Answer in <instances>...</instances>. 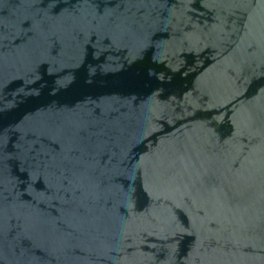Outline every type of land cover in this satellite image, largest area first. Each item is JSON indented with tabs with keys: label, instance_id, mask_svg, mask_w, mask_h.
<instances>
[{
	"label": "water",
	"instance_id": "obj_1",
	"mask_svg": "<svg viewBox=\"0 0 264 264\" xmlns=\"http://www.w3.org/2000/svg\"><path fill=\"white\" fill-rule=\"evenodd\" d=\"M0 264H264V0H0Z\"/></svg>",
	"mask_w": 264,
	"mask_h": 264
}]
</instances>
